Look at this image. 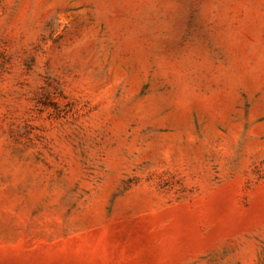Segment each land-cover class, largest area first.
<instances>
[{"label": "rangeland", "instance_id": "374dc122", "mask_svg": "<svg viewBox=\"0 0 264 264\" xmlns=\"http://www.w3.org/2000/svg\"><path fill=\"white\" fill-rule=\"evenodd\" d=\"M0 264H264V0H0Z\"/></svg>", "mask_w": 264, "mask_h": 264}]
</instances>
